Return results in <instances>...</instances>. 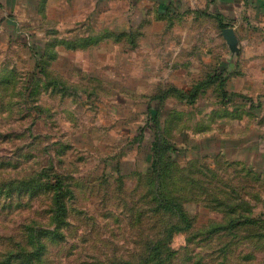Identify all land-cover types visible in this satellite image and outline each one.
Listing matches in <instances>:
<instances>
[{
	"label": "rangeland",
	"instance_id": "obj_1",
	"mask_svg": "<svg viewBox=\"0 0 264 264\" xmlns=\"http://www.w3.org/2000/svg\"><path fill=\"white\" fill-rule=\"evenodd\" d=\"M31 25L0 23V260L29 250L39 227L62 238L44 239L35 264H142L161 242L175 253L167 264H264V221L227 223L264 219V124L213 125L225 110L214 87L194 105L154 99L189 91L211 68L189 59L185 23L115 10L91 29ZM62 38L75 47L56 45ZM156 131L178 150L160 162L157 191ZM57 186L66 210L56 224ZM162 200L173 211L158 209Z\"/></svg>",
	"mask_w": 264,
	"mask_h": 264
},
{
	"label": "crops",
	"instance_id": "obj_2",
	"mask_svg": "<svg viewBox=\"0 0 264 264\" xmlns=\"http://www.w3.org/2000/svg\"><path fill=\"white\" fill-rule=\"evenodd\" d=\"M115 10L127 14L143 12L160 23L167 22L170 29L185 23L191 30L186 35L193 51L189 59L194 60V54H198L201 66H211L203 72L201 68L196 70L199 77L203 79L218 70L226 78L224 90L230 101L222 108L229 118H236L238 128L244 130L250 129L246 125L250 120L264 124V0H0V23L14 28L31 24L46 27L52 23L58 29H91L96 27L99 13L112 15ZM226 28L235 37L234 49L222 37ZM193 29L197 31L194 33ZM84 37L92 42L91 35ZM66 41L70 42L59 39L56 45ZM215 44L222 47L221 52ZM212 115L213 125L218 120L224 125L226 117ZM241 143V138L235 139L233 149L240 148Z\"/></svg>",
	"mask_w": 264,
	"mask_h": 264
},
{
	"label": "trees",
	"instance_id": "obj_3",
	"mask_svg": "<svg viewBox=\"0 0 264 264\" xmlns=\"http://www.w3.org/2000/svg\"><path fill=\"white\" fill-rule=\"evenodd\" d=\"M223 24L219 25V28H222ZM67 47L69 49L74 48L71 44V42H65ZM70 45V46H69ZM38 49V48H37ZM44 54H41L39 56L42 57ZM42 59V58H41ZM225 81L226 78L224 77L223 73L218 72V70H214L211 74L207 75L205 78L199 80L196 82L189 91L184 92L181 90L176 89L175 87L168 88L166 91L162 92L161 94L154 96V99L157 100V102L164 101L168 97H176L178 100L184 102L186 105H194L197 101V98L202 95L204 92H206L208 89L214 87L215 91L218 90L219 97H220V105L225 107L227 103H229L230 98L229 95L225 92ZM226 110V109H225ZM223 110L221 114H219L220 117H227L228 114L227 111ZM156 108L150 107L149 108V115L151 116V120L153 122V125L156 124ZM152 130H154L152 128ZM152 160H153V176L155 177L157 181L156 191L160 189L161 183L160 179L163 175V164H160L161 161L165 160L166 158H170V156H174L178 152L175 145L171 142H169L166 138L163 137L161 132H153V143H152ZM174 157L170 158V161H173ZM55 188V193L52 200V212H53V218L52 223L55 222L56 224L61 221V219L64 217V212L66 210L65 205L63 204V201L60 199V192L61 189L57 187H52V189ZM34 191L37 189L33 188ZM154 189V192H156ZM162 203L156 204V207L161 210H172L173 204L167 202V200H162ZM173 211V210H172ZM264 219L262 217H256V218H238L228 221V226H244V225H259L262 223ZM50 235V237L48 236ZM261 236V235H260ZM169 237V236H168ZM261 237L264 238V235ZM51 239H58L62 238L60 234L58 233V229L54 228L52 232H47L44 228L39 227H32L29 231V234L26 238V245L30 247L29 250L22 249V247L19 250L16 251H9L6 254H4L1 257L0 264H13L14 262L16 264H35V261H37L43 251L45 250V245L43 243V240H50ZM164 239V238H162ZM162 239H158V242H161ZM162 244V242L160 243ZM159 249H152L150 248L149 251L146 253V255L143 258L142 264H167L172 260V257L174 256V252H168L166 250H162V247ZM21 244L18 243L17 246H20Z\"/></svg>",
	"mask_w": 264,
	"mask_h": 264
},
{
	"label": "water",
	"instance_id": "obj_4",
	"mask_svg": "<svg viewBox=\"0 0 264 264\" xmlns=\"http://www.w3.org/2000/svg\"><path fill=\"white\" fill-rule=\"evenodd\" d=\"M221 34H222V37L224 38L225 42L227 43V45L231 49H234L235 44H236V40H235V37L233 35L232 30L229 28L223 29Z\"/></svg>",
	"mask_w": 264,
	"mask_h": 264
}]
</instances>
